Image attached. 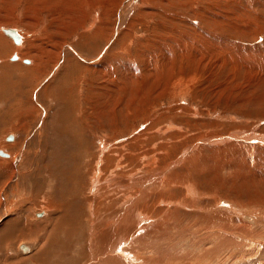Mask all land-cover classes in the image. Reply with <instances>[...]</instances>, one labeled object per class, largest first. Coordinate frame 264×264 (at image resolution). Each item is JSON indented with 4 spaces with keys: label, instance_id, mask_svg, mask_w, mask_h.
I'll return each mask as SVG.
<instances>
[{
    "label": "rangeland",
    "instance_id": "374dc122",
    "mask_svg": "<svg viewBox=\"0 0 264 264\" xmlns=\"http://www.w3.org/2000/svg\"><path fill=\"white\" fill-rule=\"evenodd\" d=\"M99 2L0 0V30L14 29L23 39L17 46L0 31L12 44L0 43V141L17 122L22 129L17 141L25 149L12 183L11 163L0 165V210L9 206L4 218L0 212V264H80L92 230L85 192L103 139L110 145L107 156L126 154L117 165L120 176L133 173L135 182L144 183L154 173L176 181L161 189L164 197L175 194V201L158 206L181 208V226L192 235L201 237L208 222L223 228L245 221L254 231L256 220L264 230V0ZM10 60L21 66H9ZM26 60L37 65L25 69ZM19 110L26 113L24 122ZM58 132L65 150L56 153L54 146L62 145L55 140ZM67 137L73 140L70 149ZM160 145L169 151L158 150ZM156 156L159 163L152 161ZM58 169L62 179L53 173ZM104 177L101 185L109 183ZM192 186L204 194L199 205L205 201L202 205L214 211L210 216L180 206ZM110 188L102 218L111 220L128 189L114 182ZM149 194L150 203L160 196L154 189ZM45 210L48 219L39 222ZM71 213L78 217L66 220ZM102 218L93 223L98 238L107 232ZM137 218L138 234L156 229V223ZM26 243L31 250L19 251ZM263 257L257 249L249 251L244 264H264ZM225 258L221 254L209 262L221 264Z\"/></svg>",
    "mask_w": 264,
    "mask_h": 264
},
{
    "label": "bare ground",
    "instance_id": "6f19581e",
    "mask_svg": "<svg viewBox=\"0 0 264 264\" xmlns=\"http://www.w3.org/2000/svg\"><path fill=\"white\" fill-rule=\"evenodd\" d=\"M79 1H81V0H79ZM98 2H99V0H98ZM102 8H103V6H102ZM82 9H81V11H82ZM96 18L97 17H95V21L97 20ZM4 30L5 29L0 30L1 33L5 34ZM5 35L8 36L7 34H5ZM18 35L20 37V43L16 44L17 46H19L21 44L22 40H23L21 35H20V33H18ZM8 37L11 38L10 36H8ZM1 42L2 43L3 42L7 43L10 46H12V44L7 39H5L3 36L0 35V43ZM22 48H23V46H22ZM12 55H13V52L9 56V59L12 57ZM21 57L19 55H16V56H14L13 59H15V61L16 60L20 61ZM14 62H11V60H10V62H8V65L12 66V67L21 66V64H19V63H15L14 64ZM25 62L26 63L28 62L27 64H29V63L31 64L32 63L31 65L29 64L28 67L24 66L22 64L23 65L22 67L25 68V69L32 70L37 65V62H35V60H26ZM20 63H21V61H20ZM18 106H20V105H18ZM33 108H35V106H34V104L33 105L31 104V109L30 110H33ZM81 111H83V110H81ZM17 112H18V110H17ZM18 116H19V119H18L19 122L20 121L24 122V120L26 119V113L22 112V110H19V115ZM27 117H29V116L27 115ZM18 120H16V121H18ZM170 123H171V121H170ZM167 124H169V123H167ZM169 125H168V127H169ZM171 125L173 126V124H171ZM7 130L10 133L7 134V136H3L2 137V139H3L2 142L0 141V165H4V164L7 165V164L11 163V167H12L11 171L13 172V174H11V176L9 175L11 181H8V182L12 183L13 175H14V172H15L14 170L17 168V166L19 167V165L22 164V159L23 158H21V156L23 157V152H25L24 151L25 149L23 150L21 142L17 141L18 134H20V132L22 130L21 127H19V124H17V122L16 123H12L11 125L9 124V127H7ZM162 131H165V129L161 130L160 132H162ZM60 132H62V131H60ZM62 133H67V131L62 132ZM11 135H12V137H11L10 141H8V137L11 136ZM139 136H138V138H139ZM181 136H183V135H181ZM181 136H179L178 139H181L180 138ZM163 138H165V137H163ZM55 140L57 142H60L62 145L60 147L59 146H54L53 151L57 153V151H59V150H65V147H64L65 145L60 140L59 132H58V136L56 137ZM173 140H171V141H173ZM71 141H73V140L68 139V137H67V148L68 149H70V146H71L70 142ZM166 142L168 143V141H165V143ZM158 143H159V141H158ZM173 143H175V142H173ZM106 144L107 143H105L104 139L100 140V145H99L100 148H99V152H98L99 154L96 156L95 165H93L92 171L90 173V181L91 182L89 183L90 185L88 186L89 188H88L87 192H85L86 194L89 195V196H87L88 200H89L87 202L88 203V213L87 214H89L88 218L92 222V226H91L92 228H90V230L91 229L92 230H91V234H90L91 236L89 238L90 239V245L87 248L88 249V254L86 253V255L81 259L80 264H149L150 263L149 261H152L153 262V263L151 262L152 264H192V263H195V264H203V263L204 264H219V261H216V260L213 259V260H211L209 262V259L210 258L212 259L213 257H218L221 254H224V255L226 254L227 255V258H225L224 262L221 263V264H244L245 261H246L245 259H246L247 253L249 251H255L257 249V250H259L260 253H264L263 250L261 249L262 247L261 248L259 247L260 245L264 246V230H263V228H262V230L259 228V227H263V226H262V224L258 223L256 220H255V226L258 227V229H255L254 231L249 230V226H248V228L245 226V221L244 220H243L244 223H242L241 226L239 225V226H235V227L232 226L231 227V225L229 226L228 223H225V226H222L223 228L218 227L215 224H213V223L211 224L210 222H208L210 227L208 229H206V230L204 229L203 231H200V233H199V234L202 235L201 236L202 238L198 237V236H195V235H192L194 232L193 231L191 232L190 229H188L189 227L184 229V227L181 226L182 222L178 218L179 215H180V209L181 208L171 209L169 206L168 207L165 206V208H159V206H158V204L164 203V200H167L170 203L175 201V199H176L175 194H172V195H170L168 197H164V195H162V193H164V192H162V190H163L162 187L165 186V185H166V187L170 186L171 184H173L176 181L171 182V181H167V179H165L166 181L160 180L162 178H160V176H158L159 174H157V176H156V174L153 173V172L160 173V172H158L159 169L156 170V171L151 170L153 174H149V175H153V176H151L152 178L150 179V176H149V180L147 179L144 183H142V181H144L145 179L142 180V181H138V179H137V181L135 182V179L133 178V173L129 174V175H126V176H120L121 174L119 175V172H118L119 171L118 170L119 166H117V165L124 162L122 160H123V158H125V155H126L124 153L125 151L123 152L125 155L121 154L118 151H115V155H113L114 153H112V155L108 154V156H107L106 152L108 151V148H109L110 145L107 146ZM144 144H146V143H144ZM155 144L158 146V144L156 142H155ZM20 145H21L20 150L15 152V149L19 148ZM152 146H151V148H152ZM157 146H155L156 150H157ZM178 146H181V145H178ZM141 147H143V146H141ZM176 147H174V148H176ZM163 148L167 149V148L163 147V145H160L158 150H161V149L163 150ZM117 149H119V148H117ZM145 149H142V151L145 150ZM123 150H124V148H123ZM176 151H177V148H176ZM176 151H174V152L176 153ZM163 152H164V150H163ZM67 153H68V151H67ZM165 153H167L166 150H165ZM221 153H223V152H221ZM157 154H159V152ZM134 155H132V156H134ZM140 155H142V154H140ZM144 155L146 156L147 154L144 153ZM61 156H62V154H61ZM163 156H164V154L162 153V157ZM165 156H164V159L166 158ZM138 157H141V156H138ZM159 157H160V155H159ZM159 157L156 156L154 159H152V161L154 160V161L158 162V160L160 159ZM169 159H171V157ZM183 159H184V157H183ZM195 159L197 160V158H195ZM150 160H151V158H150ZM142 161H144V160H142ZM157 162H155V164ZM112 163H113V165H112ZM155 164H153V165H155ZM172 164H170V166ZM158 165H160V164H158ZM166 165L168 166V164H164L165 168H166ZM0 167H3V166H0ZM150 167H152V166H150ZM165 168H164V170H165ZM187 168H189V167H187ZM2 169L0 168V176L3 173V172H1ZM59 170L60 169H58L57 172L53 171V173L55 175H57V177H59V175H60ZM3 171H4V169H3ZM107 172H109L110 175L107 176V178H105L104 175ZM145 172L146 171H144V174H145ZM149 172L150 171H147V174ZM161 172H162V169H161ZM191 172H192V170H191ZM163 173H166V172L163 171ZM147 174H145V175L147 176ZM2 175H4V173ZM186 175H188V172L186 173ZM163 176H164V174H163ZM192 176H193V173H192ZM103 177H104V180L106 182H109V183H106L105 185H101L100 182L102 181ZM134 177H135V175H134ZM172 177L173 176H171V178ZM59 178L62 179V176L60 175ZM129 178H131V179L129 180ZM146 178H148V177H146ZM175 178L176 177L174 176L173 180H175ZM124 179H128V181L125 182ZM133 179H134V181H133ZM176 180L178 181V183H180L179 181H181L183 179L178 176ZM3 181H5V180H3ZM130 181H133V182H130ZM110 182L112 184L114 182L117 185V187L119 186L120 188L126 189V191L128 189V191L125 193V196L119 198L120 200H118L117 203L119 205L120 201H121V206L119 207V209L117 211L118 215L115 216L114 218H112L111 219L112 221L109 219V217L108 218H104V219L102 218V217H105L106 207H108V205L104 204L106 202L104 199H106V197L108 199L109 198V194L111 193V192L109 193V191H108V189L109 190L111 189L110 188V184H111ZM9 186H10V183H9ZM14 187L17 188V184ZM146 187H150V188H146ZM112 188L115 189V185ZM153 189L155 190V194L156 195L159 194L160 196L158 195L159 197H158V199H156V201L154 203H150L149 202V199H150L149 198L150 197L149 196L150 195L149 192L152 191ZM187 189H189V187H187ZM189 191H190V193L188 194V192H187V195H183V197L180 200L181 204L180 203L179 204H180L181 207H183V209L188 210V211H190L192 213L195 210H199L200 212L204 213L203 214V215H205V216H203L204 218H206L207 216H210L212 213H214V211L209 209V207H205V206L202 205L203 203H205V201L201 205H199V199H201V197L204 195L203 193L200 195L197 192V190L194 189L193 186L191 187V189ZM1 192H3V191H1ZM116 192H118V191H116ZM119 192H120V190H119ZM112 193H115V192H112ZM116 194H115V196H116ZM2 196L5 197L4 199L7 202L6 192H5V195H2ZM0 197H1V195H0ZM204 197H206V196H204ZM112 198H114V197H112ZM165 204L167 205L168 203H165ZM101 205L104 206L103 209H104L105 212L102 211ZM8 207H9L8 206V202L6 203V205H3L1 207L2 210H0V212H2V215H1L2 218H4L6 216L5 213L8 212L7 211ZM54 209H55V207H54ZM54 209H52V210H54ZM218 209H221V207L218 208ZM113 210H114V208H113ZM211 211H212V213H211ZM45 212H43L44 213V217L42 219H38L39 222H43L44 220L48 219L47 211L45 210ZM112 215L114 216L115 214L113 213ZM136 215L138 217L140 215L143 216L145 224H149L150 225L151 223H153V224L156 223V229L154 231L152 230L153 232L147 231L145 233L138 234V232H139L138 228H139V224L140 223H139L138 218H137ZM74 216L78 217V215L72 214V218H71L70 214H69V215H67V217H65V219L67 220V218H68V220H71V219L75 218ZM101 218H102V221L104 220L103 221V225H104L105 228L103 230L106 231V229H107V232H105V233L103 232L102 233L103 236H102V234H100V236H102V237L98 238L97 237V233L93 231V227H94L93 223L95 221H96V223L97 222L100 223L101 222ZM134 218L136 220H134ZM38 220L35 219V222H37ZM205 220H207V219H204L203 221H205ZM56 222H58V221H56ZM88 222H86V223H88ZM102 226L99 225V227L98 226L97 227L99 229V228H103ZM212 227H214L216 229L212 230ZM95 229H97V228H95ZM193 229H195V228H193ZM108 230H109V232H108ZM219 231H221V233ZM140 232H142V231L140 230ZM146 233H151V234L149 235V234H146ZM212 233H215L216 236H213ZM82 236H83V234H82ZM212 238H214L213 240H215V241H211ZM99 239L101 240V242H100L101 243V245H100L101 247H98L97 245H95L96 241H97V243H99L98 242ZM212 244L214 246H211ZM250 244H251L252 247L249 248V251L245 250L247 247L250 246ZM32 246L33 245H29V243L28 244L26 243L21 248L19 246L18 247H19V251L21 249L24 253H26V252L29 251V249L31 250ZM44 254H45V251L42 252V254L40 256H38L37 259L40 261L43 258ZM78 256H79V254H78ZM207 262H209V263H207Z\"/></svg>",
    "mask_w": 264,
    "mask_h": 264
},
{
    "label": "water",
    "instance_id": "95a60500",
    "mask_svg": "<svg viewBox=\"0 0 264 264\" xmlns=\"http://www.w3.org/2000/svg\"><path fill=\"white\" fill-rule=\"evenodd\" d=\"M4 33L7 34L8 36H10L13 39V41L15 42V44L20 43V37L14 29H5Z\"/></svg>",
    "mask_w": 264,
    "mask_h": 264
}]
</instances>
